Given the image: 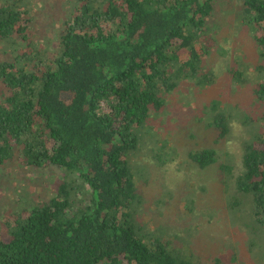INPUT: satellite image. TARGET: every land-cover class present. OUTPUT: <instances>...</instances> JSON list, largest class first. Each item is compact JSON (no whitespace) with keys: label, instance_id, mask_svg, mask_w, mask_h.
Masks as SVG:
<instances>
[{"label":"trees","instance_id":"trees-1","mask_svg":"<svg viewBox=\"0 0 264 264\" xmlns=\"http://www.w3.org/2000/svg\"><path fill=\"white\" fill-rule=\"evenodd\" d=\"M218 1L69 0L50 40L29 0H0V169L65 174L54 195L4 223L0 264H192L182 239L146 232L133 158L171 90L212 83L203 66ZM237 2L264 62V0ZM252 94L259 126L242 146L230 205L264 241V79ZM213 104L210 126L223 139L227 111ZM188 158L233 175L213 149Z\"/></svg>","mask_w":264,"mask_h":264},{"label":"rangeland","instance_id":"rangeland-1","mask_svg":"<svg viewBox=\"0 0 264 264\" xmlns=\"http://www.w3.org/2000/svg\"><path fill=\"white\" fill-rule=\"evenodd\" d=\"M29 2L34 17L48 28L46 37L53 39L69 0ZM239 10L237 0L218 1L209 23L208 57L203 66L211 73L212 83L180 84L171 90L166 112L152 116L143 127V143L133 158L141 194L139 217L146 232L182 239L181 244L175 243L183 247L192 264H264V241L245 227L246 211L230 205L242 146L259 126L255 121L261 108L252 89L264 79V62L251 32L242 27ZM231 69L242 73V79H231ZM212 104L227 111L228 133L223 139L210 126L212 114L206 108ZM201 148L213 149L218 162L231 166L233 175L225 179L217 165L196 169L188 152ZM63 178L64 172L55 167L37 171L2 167L0 232L22 207L54 195Z\"/></svg>","mask_w":264,"mask_h":264}]
</instances>
